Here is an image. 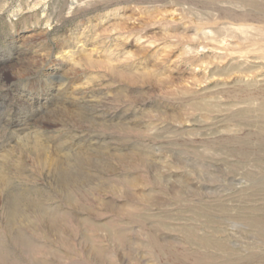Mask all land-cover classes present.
<instances>
[{
    "label": "rangeland",
    "instance_id": "rangeland-1",
    "mask_svg": "<svg viewBox=\"0 0 264 264\" xmlns=\"http://www.w3.org/2000/svg\"><path fill=\"white\" fill-rule=\"evenodd\" d=\"M0 264H264V0H0Z\"/></svg>",
    "mask_w": 264,
    "mask_h": 264
}]
</instances>
